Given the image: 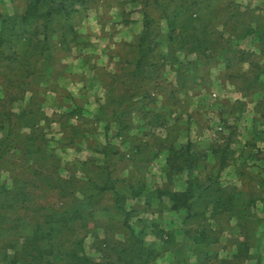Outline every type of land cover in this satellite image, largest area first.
I'll return each instance as SVG.
<instances>
[{
    "label": "rangeland",
    "instance_id": "rangeland-1",
    "mask_svg": "<svg viewBox=\"0 0 264 264\" xmlns=\"http://www.w3.org/2000/svg\"><path fill=\"white\" fill-rule=\"evenodd\" d=\"M82 1L83 3L73 4L71 9L74 10L72 9L67 19L62 14L63 10L54 12V24H51V30L49 27L51 44L45 47L44 52L47 64L41 58L35 64L36 71H47V73L46 75L43 73V76L30 83L27 92L24 93L23 101L17 98L11 107V110L19 112L24 102L37 108L39 117L48 118L42 121L41 125L45 126L47 141L44 144L46 151L53 156L51 161L55 168H46L45 173H53V177L58 175L66 179L76 176L86 180L87 176H93L92 170L100 164L97 159L102 158L99 150L106 142V135L103 132L104 124H94L92 118L94 113L99 112L102 103L109 104L106 113L110 116L114 108L112 97L117 100L118 96L128 91L116 82L114 76L134 70V64L130 63V60L135 58L137 50L133 45L146 28V16L153 19L152 32L154 35L157 33L155 40L158 39L161 43L160 52L168 54L166 38L169 27L163 17L166 14L172 15L176 10L181 14L182 20L185 15L195 10L198 15L202 3L211 4L214 8L212 17L215 14L213 22L220 29L215 37L223 40V46L228 47L227 43L232 38L234 48L259 55L257 58L251 57L255 60L252 63L239 62V69L246 70L251 66L256 72L263 66L264 53L261 54L262 50L258 42L252 39L234 40L231 34L233 32L241 34L248 26L264 27V0H157V3L155 0ZM28 3V0H0V28L3 19L9 20L6 29L10 31H14L13 25H16L15 31L23 28L20 17L26 11ZM204 13L208 18V8ZM63 24H66L71 31L66 41L60 38L63 30L60 26ZM224 24L232 29V32L227 31L220 36ZM40 30L46 29L40 27ZM11 49L20 58L28 54L30 60H35L41 52L40 49L34 50L33 46L22 42L11 46ZM229 55H232L230 50L224 56ZM217 56L215 55L207 65L200 63L196 69V73L199 74L196 82L179 94L173 90L178 65L175 62L167 65L166 71L159 80L160 92L154 97L156 111H164L165 127L147 126L145 129H133L126 133V139L148 134L147 138L153 143L149 149L154 150L155 147L166 144L168 131L171 133L170 138L179 134L180 144L191 143L194 150L207 155L205 158L207 160L203 161L207 168H202V180L205 179L204 173L210 172L214 175V179L218 178L230 191L242 193L238 198L239 201L253 203L249 206L250 214L242 217L240 222L230 218L228 214L210 219L207 222L208 234L211 236L208 239L209 245L204 247V253L200 249L191 253L189 247L187 264H222L221 260L225 258H229L231 264H264V90L249 94L242 92L241 79L228 75L229 71L223 57L219 59ZM198 57L199 54H192L188 59ZM124 61L127 63H123ZM184 62H187V59H184ZM48 64L50 66L47 68ZM13 66L18 69L17 61L13 62ZM5 70V61H0V82L6 80L10 83L9 78L5 76ZM9 72L11 78H14L13 72ZM125 79L131 80L132 77L126 76ZM4 89L0 84V106L4 105L3 100L7 97L6 93H3ZM16 91L20 93L19 89ZM164 102L168 104L166 107H162ZM74 105L82 107L84 117L81 119H67L64 115L66 110ZM147 112L150 113L146 114L149 119L153 112L148 110ZM42 114L44 116H41ZM139 116H143L142 111L135 109L132 111V117H127V120L137 122L138 120L134 118ZM87 121L88 123L85 124ZM71 124H76L78 127L75 132L80 133L84 130L86 133L85 139L75 140L77 144L69 139L74 130ZM115 131L114 127L109 135L112 136ZM222 135H232L233 142L228 149L230 165L220 170L219 166L215 165L217 158L212 155V150L214 145L223 142L218 139ZM127 148L128 146L125 147L116 140L110 145L114 177L123 179L132 176L135 185L137 180H142L145 184L140 186L142 195L138 198L131 197L127 182L122 181L117 184L121 194L127 197L124 205L132 212L130 223L136 231L143 229L146 242L158 250L161 249L162 243L155 232L161 228L169 232L175 230L177 238L185 242L182 231V216L185 211L176 213L171 211L167 199L157 197L156 190L166 184L174 189L183 186L184 180L189 177L188 171H184L178 177L173 175V179L168 180L162 168L167 157L165 152L150 161L153 167L150 165L143 168L131 167L129 156L126 155ZM115 151L118 153L115 154ZM148 153L144 152V154ZM86 160L88 166L82 168L81 163ZM20 163L21 154L9 157L7 167L4 164L0 168V184L6 183L11 187L18 181L30 178L24 173L25 168H17ZM198 174L199 171L194 170L193 176ZM47 180L41 173L40 179L30 183L32 202H40L42 206L49 204L56 208L63 207V202H69V197L61 198L57 191L46 186ZM113 203L104 201V205H113ZM23 212L26 211L23 209L21 213ZM43 212L45 210L41 211ZM95 218L105 221L104 224L110 231L109 238L113 242L124 239L123 228L119 225L124 220V214L115 207L111 206L110 210L106 211L102 205L95 213ZM90 226L92 228L93 224ZM211 230L215 232L214 235ZM106 235L105 231L99 230L100 238L103 239ZM217 237L218 242H212ZM244 241L251 245L248 259L230 258L237 248L240 249L239 245ZM85 242L87 252L100 264L104 263L103 255L96 249L94 236L89 234ZM257 255H260L258 259H256ZM174 263V255L171 252H163L154 264Z\"/></svg>",
    "mask_w": 264,
    "mask_h": 264
},
{
    "label": "trees",
    "instance_id": "trees-1",
    "mask_svg": "<svg viewBox=\"0 0 264 264\" xmlns=\"http://www.w3.org/2000/svg\"><path fill=\"white\" fill-rule=\"evenodd\" d=\"M28 1L27 9L20 17L23 28L15 31L16 25H13L12 29L15 32L6 29V23H9L8 19L2 20L3 25L0 28V61H5V76L10 81V83H7L6 80L0 82L2 89L5 88L3 93H6L7 96L3 100L4 105L0 106V132L2 133L0 168L4 164L7 167L10 156L21 154V163L17 168H25L24 173L30 177L18 181L11 187L6 183L5 185L0 184V262L3 264H100L94 256L87 252L85 241L88 235L92 234L97 251L105 259V262L101 264H154L163 252H171L174 255V264H187L189 247L191 253H195L199 249L204 253V247L209 245L208 239L211 236L208 234L207 226L209 224L207 222L210 219L228 214L230 218L240 222L242 217H247L250 214L249 206L253 203L239 201L238 198L242 193L230 191L221 184L218 178L214 179V175L210 172L204 173L205 179H201L202 168H207L206 164H203V161L207 160L205 159L207 155L194 150L191 143L180 144L179 134L170 138L171 133L168 131L166 144L159 145L154 150L153 148L149 149L153 143L147 138L148 134L126 139V133L133 129H145L147 126L165 127L164 111H156L154 97L160 92L159 80L170 63L175 62L178 65L176 83L173 88L174 92L178 94L196 82L199 77L196 69L200 63L207 65L215 55H218V58L223 57L229 71L228 75L235 79H241L240 90L242 92L249 94L264 90V63L256 72L251 66L246 70L239 69V62L249 61L252 63L255 60L251 57L257 58L259 55L234 48L232 38L228 41L229 44L226 41L228 47L223 46V40H218L215 37L220 29L213 22L215 14L212 17L214 8L211 4L199 1L202 3L199 14L197 15L195 10L193 13L185 15L182 20L180 19L181 14L176 10L172 15L166 14L163 17L169 27L166 38L168 54L160 52L161 43L158 39L155 40L157 33L154 35L152 32L153 19L146 16L145 30L138 37L136 43L131 44L137 50L135 58L130 60V63L134 64V70L130 73H116L117 75L114 76L116 82H119L120 86L128 91L118 96L117 100L112 97L114 108L110 116L106 113V107L109 104L102 103L99 112L94 113L92 118V123L104 124L103 132L106 135V142L99 150L102 158L97 159L100 164L92 170L93 176H87L86 180H81L76 176L63 179L58 175L53 177V173H45L46 168H55L51 161L53 156L46 151L44 144L47 141L45 126L41 125L42 121L48 120V118L43 114L41 116L44 117H39L37 108L27 103L24 104V102L19 112L11 110V107L17 98H21L19 101H23L24 93L27 92L30 83L43 76V73L45 75L47 73V71H36L35 64L39 58L47 64L44 52L51 44L49 27L54 24V12L63 10L62 14L67 19L72 9L74 10V8L71 9L73 4H80L83 1ZM207 8L208 18L204 13ZM194 15L196 16L194 17ZM40 27H44L46 30L41 31ZM60 27L63 28L60 38L66 41L71 32L70 28L66 24ZM227 27L226 24L223 25L220 36H223L224 32H232V29ZM54 31L56 32V30ZM231 35L234 40H256L261 47V54L264 53V27L250 28L248 26L242 30L241 34L233 32ZM19 42L33 46L34 50L40 49L38 57L35 60H30L28 54L27 56L22 55L21 58L14 54L11 51V46ZM229 50L232 55L224 56ZM192 54H199L200 57L188 59ZM31 55L33 54L31 53ZM184 59H187V62H184ZM14 61H17L18 69L13 66ZM123 63H127V61ZM46 66L48 68L50 64ZM9 71L13 72L14 78H11ZM126 76H131L132 79L126 80ZM15 88L19 89L20 93ZM166 105L168 104L164 102L162 107H166ZM135 109L142 111L143 116L135 117L137 122H128L127 117H132V111ZM147 110L153 112L149 119L146 117V114L149 113ZM64 115L67 119L78 120L84 117L82 107L78 105L68 108ZM87 123L88 121L85 122V124ZM71 125L74 130L69 139L72 143L77 144L75 140L85 139L86 133L84 130L80 133L75 132L78 127L76 124ZM114 127L116 131L110 136L109 133ZM218 139L223 142H217L218 144L213 146L212 155L217 158L215 165H218L222 170L225 166L230 165L228 149L233 142V136L222 135ZM115 140L120 141L125 147L128 146L126 155L129 156L131 167H147L150 165V161L165 152L167 157L162 168H164L163 173L168 180H172L173 175L177 176L188 171L189 177L185 190H175L168 184L156 190L157 197L161 199L166 197L170 201L171 211L175 213L185 211L182 216L185 242L177 238L175 230L169 232L161 228L155 232L162 243L161 249L158 250L146 242L143 229L136 231L132 226L130 223L132 212L124 205V200L127 197L121 194L117 184L122 181L127 182L132 198L142 195L140 186L145 184L142 180H137V185H135L132 176H126L123 179L114 177L110 145ZM255 145L253 144V146ZM144 152L149 153L144 154ZM117 153L115 151V154ZM81 164L82 168H87L88 160ZM194 170H198L199 174L193 176ZM40 171L48 179L46 186L57 191L61 198L69 197V199L66 198L69 202H63V207L56 208L49 204L42 206L40 202H32L30 183H34L35 179H40ZM104 201L114 203L113 205H104ZM102 205L106 211H109L113 206L124 214V220L119 223L123 228V240L113 242L109 238L110 231L108 226H105V221L95 218V213ZM23 209L26 212L21 213ZM42 210L45 212L41 213ZM91 224H93L92 228ZM194 225H196L195 228ZM100 229L107 234L103 239L99 236ZM210 232L213 235L215 233L213 230ZM217 239L218 237L212 242H218L219 239ZM198 241L200 242L198 243ZM170 244H175V246H170ZM239 247L240 249L237 248L230 258L248 259L251 245L244 241ZM257 248L259 249V247ZM260 255H257L256 259ZM221 261L222 264L232 263L229 258Z\"/></svg>",
    "mask_w": 264,
    "mask_h": 264
},
{
    "label": "crops",
    "instance_id": "crops-1",
    "mask_svg": "<svg viewBox=\"0 0 264 264\" xmlns=\"http://www.w3.org/2000/svg\"><path fill=\"white\" fill-rule=\"evenodd\" d=\"M73 82V81H72ZM194 140V139H193ZM192 140V141H193ZM152 166V164H150V167ZM153 167V166H152ZM182 175V174H181ZM178 176H180V175H177V177ZM182 177H184V176H182ZM180 178V177H179ZM187 180H188V178H186V180H184V185L183 186H181V187H177V188H175V190H185L186 188H187ZM166 198V197H165ZM167 199V198H166ZM166 202H167V204H169L170 205V201L167 199L166 200ZM263 245H264V243H263ZM263 249H264V246H263ZM263 252H264V250H263Z\"/></svg>",
    "mask_w": 264,
    "mask_h": 264
}]
</instances>
